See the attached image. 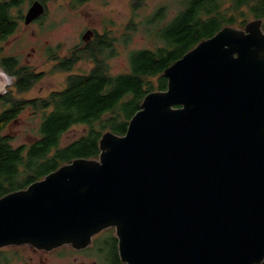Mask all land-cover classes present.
<instances>
[{"label": "water", "instance_id": "obj_1", "mask_svg": "<svg viewBox=\"0 0 264 264\" xmlns=\"http://www.w3.org/2000/svg\"><path fill=\"white\" fill-rule=\"evenodd\" d=\"M46 9L33 0L25 24ZM262 22L226 25L167 67V88L145 96L125 134L106 131L98 157L2 196L0 248H85L115 227L126 264H261ZM7 85L0 74V96Z\"/></svg>", "mask_w": 264, "mask_h": 264}, {"label": "trees", "instance_id": "obj_2", "mask_svg": "<svg viewBox=\"0 0 264 264\" xmlns=\"http://www.w3.org/2000/svg\"><path fill=\"white\" fill-rule=\"evenodd\" d=\"M27 1L0 0V42L19 28L24 19L20 8ZM83 1L72 0L74 4ZM147 1L130 0L133 11L137 12ZM230 2L226 7V0H184L174 15L169 13L167 5L159 6L145 21L154 44L132 49L129 69L119 73H113L108 62L117 51L118 40L108 30L95 32L92 40L74 46L65 56L52 52L50 58L55 61L57 70L72 71L86 59L93 61L94 66L87 72L69 73L65 87L46 96H22L43 80L46 71H36L33 66L21 63L17 56L2 55L0 67L14 82L13 87L0 96V198L27 188L76 158L98 157L102 135L106 131L125 134L145 96L167 88L168 78L164 75L167 67L224 26L244 27L250 19L264 16V0ZM137 26L135 21L128 25L127 43ZM27 109L33 110L34 117L41 118L38 136L30 143L16 145L14 135L5 131ZM78 124H85L86 132L62 144L63 135ZM108 240L115 242L117 250L118 263L112 260L111 264H126L119 255L118 238L113 235ZM105 245L98 242L97 253L109 261L108 254L104 253ZM12 259L8 249L0 248V264H11Z\"/></svg>", "mask_w": 264, "mask_h": 264}, {"label": "rangeland", "instance_id": "obj_3", "mask_svg": "<svg viewBox=\"0 0 264 264\" xmlns=\"http://www.w3.org/2000/svg\"><path fill=\"white\" fill-rule=\"evenodd\" d=\"M184 0H148L147 3L134 12L130 0H84L74 4L72 0H46V13L39 21L26 25L21 20L17 31L7 39L0 42V58L2 55L17 56L21 63L29 64L36 71H46L47 75L30 92L22 94L26 97L46 96L56 89H63L69 73L87 72L94 66L93 61L86 59L79 62L72 71H61L55 68V61L51 60L50 54L57 52L59 56L67 55L76 45H83V35L88 30L104 33L111 31L117 40V51L108 62L113 73H119L129 69V52L132 49L152 46L154 37H149L145 21L156 8L167 5L170 14L181 7ZM32 0L25 2L20 11L26 14ZM181 3V4H180ZM231 5L226 0L225 6ZM18 14V13H17ZM131 21L137 22L138 26L131 34L129 43L125 40L126 32H130L128 25ZM236 26V25H233ZM238 27V26H237ZM4 71L0 68V71ZM7 75V74H6ZM8 83L4 91L9 90L14 82L12 76H8ZM3 87V88H4ZM41 118L33 116V110L27 109L20 118L11 124L6 133L13 134L16 145L30 143L38 136V125ZM85 124L73 126L63 135L62 144H67L79 138L86 132ZM116 236V228L109 227L93 237L95 245L84 251H77L70 245H64L45 253H33V247L28 245L4 247L12 254L14 264H96V244L105 242L104 253H107L111 264L112 260L118 263L117 250L113 240L106 239ZM117 237V236H116ZM11 250V251H10ZM18 250V251H16ZM89 253V254H88ZM88 255V256H87ZM89 256H93L89 257Z\"/></svg>", "mask_w": 264, "mask_h": 264}, {"label": "flooded vegetation", "instance_id": "obj_4", "mask_svg": "<svg viewBox=\"0 0 264 264\" xmlns=\"http://www.w3.org/2000/svg\"><path fill=\"white\" fill-rule=\"evenodd\" d=\"M256 18H261L262 20H263V22H262V28H263V30H264V16H262V17H254V18H252V19H250V20H253V19H256ZM40 20V18L39 19H37V20H35L34 22H36V21H39ZM249 20V21H250ZM248 21V22H249ZM247 22V23H248ZM33 23V22H32ZM246 23V24H247ZM246 24H245V26H246ZM244 26V27H245ZM244 27H240V28H244ZM95 32H97V31H94V34L93 35H95ZM94 38V36L90 39V40H92ZM23 245H28V246H32V245H29V244H23ZM66 245H70V244H66ZM92 245H94V241L92 242V244L91 245H89L88 247H85V248H75V247H73L72 245H70L72 248H74L75 250H79V251H84V250H86L87 248H89L90 246H92ZM21 246V245H20ZM64 246V245H63ZM33 247V253H45L46 251H51V250H53V249H51V250H46V249H39V248H36V247H34V246H32ZM59 248V247H58ZM54 249H56V248H54ZM16 251H18V250H16ZM89 254V253H88ZM91 255H93V256H97V258H98V261L95 259V263L96 264H108L107 263V261H108V259H106V257L105 256H103V257H101V255H100V253H91ZM88 256V255H87ZM93 256H89V257H92V258H94ZM10 263L11 264H14V262L11 260L10 261Z\"/></svg>", "mask_w": 264, "mask_h": 264}, {"label": "bare ground", "instance_id": "obj_5", "mask_svg": "<svg viewBox=\"0 0 264 264\" xmlns=\"http://www.w3.org/2000/svg\"><path fill=\"white\" fill-rule=\"evenodd\" d=\"M0 74L3 75L5 77V82L6 84L8 83V77L6 75V73H4L3 71H0ZM2 88V87H1ZM4 89V88H3Z\"/></svg>", "mask_w": 264, "mask_h": 264}]
</instances>
